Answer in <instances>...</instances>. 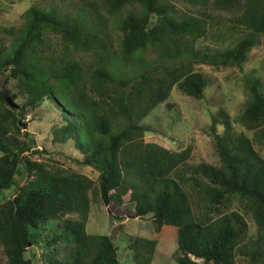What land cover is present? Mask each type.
I'll list each match as a JSON object with an SVG mask.
<instances>
[{"label":"trees","instance_id":"obj_1","mask_svg":"<svg viewBox=\"0 0 264 264\" xmlns=\"http://www.w3.org/2000/svg\"><path fill=\"white\" fill-rule=\"evenodd\" d=\"M213 5L240 11L214 27L210 15L178 10L170 0H81L67 11L31 6L12 41L0 35V198L15 191L0 202L5 264H35L31 248L56 224L44 236L54 247L48 264H122L111 237L87 232V223L92 199L121 205L126 195L136 217H150L156 231H176V264H240L238 257L264 264V157L253 139L219 112L211 123L218 166L188 167L191 148L175 152L144 141L143 120L175 86L202 99L208 80L195 64L242 67L256 37L264 36V0ZM209 33L235 41L200 53L196 44ZM245 86L249 99L239 123L264 143L262 84L250 76ZM6 96L22 103L11 107ZM45 101L61 116L54 136L72 144L74 161L95 170L96 179L31 159L47 150L37 148L21 123ZM234 202L240 210L224 212ZM244 216L254 221L255 235ZM156 245L134 238L135 264H151Z\"/></svg>","mask_w":264,"mask_h":264},{"label":"rangeland","instance_id":"obj_2","mask_svg":"<svg viewBox=\"0 0 264 264\" xmlns=\"http://www.w3.org/2000/svg\"><path fill=\"white\" fill-rule=\"evenodd\" d=\"M170 1L178 10L197 16L210 15L213 21L217 22L213 23L214 27L224 26L240 11L239 8L236 10L234 8H216L213 5L214 0H207L202 5L186 0ZM80 3L81 0H0V35L6 43L12 41L17 31L24 26L25 12L31 6L37 5L45 8L56 6L62 11H67L74 4ZM242 5L243 2L240 3V8ZM234 38L223 42L209 33L205 38L198 40L196 49L200 53L212 54L231 46L235 41ZM256 39V45L248 53L247 61L242 67H214L205 63L195 64V69L208 80V86L202 99L187 96L175 86L170 97L143 120V124L147 128L144 141L156 143L175 152L191 148L192 153L188 167L201 164L218 166L219 159L211 136V123L212 117L218 116L219 112H225L232 121L234 130L237 133L244 132L250 136L254 141L255 148L264 157V143L255 141L254 131H246L238 119L249 99L245 86L246 78L250 76L258 78L264 92V36H257ZM55 48L59 49L58 46ZM0 89H4L2 82ZM14 102L20 104L22 99H16ZM60 121L61 116L58 109L48 101H45L35 111L26 113L21 123L22 131L29 132L35 138L38 149L47 150V153L30 155L31 159L60 165L96 179L98 173L95 170L81 166L74 161V158H78L79 155L72 144L63 143L54 136V127ZM221 128L219 127V129ZM25 180V176L19 178V184L22 185ZM14 193V190L6 191L0 198V202L13 196ZM91 197H93L92 194ZM232 210H240L237 202L224 208V212ZM73 217L77 216L73 215ZM244 217L248 224L249 235H255L254 221L248 216ZM55 226L58 225H51L43 234L41 232L42 241L39 240V244L31 248L35 264H48V258L53 254L54 247L48 246L44 236L52 234ZM87 232L110 236L118 248L119 260L122 264H135L134 252L130 243L137 237L157 241L151 264H176L174 261L177 246L176 231L166 230V228L156 231L155 224L150 217H136L134 204L130 201L129 195L123 198L121 205L111 203L109 206H105L99 200L92 199ZM57 251L60 253V257H64L65 248L62 244L57 247ZM0 256L5 264L6 258L3 252L0 253ZM238 262L247 264L242 257H238Z\"/></svg>","mask_w":264,"mask_h":264},{"label":"water","instance_id":"obj_3","mask_svg":"<svg viewBox=\"0 0 264 264\" xmlns=\"http://www.w3.org/2000/svg\"><path fill=\"white\" fill-rule=\"evenodd\" d=\"M6 101L11 107H18L19 105L14 102V100L10 96H6Z\"/></svg>","mask_w":264,"mask_h":264}]
</instances>
